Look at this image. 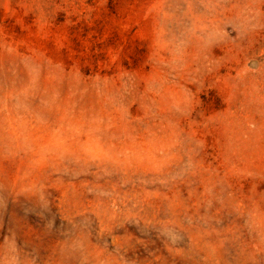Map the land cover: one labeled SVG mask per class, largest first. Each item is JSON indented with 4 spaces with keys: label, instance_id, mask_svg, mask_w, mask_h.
<instances>
[{
    "label": "rangeland",
    "instance_id": "1",
    "mask_svg": "<svg viewBox=\"0 0 264 264\" xmlns=\"http://www.w3.org/2000/svg\"><path fill=\"white\" fill-rule=\"evenodd\" d=\"M0 264H264V0H0Z\"/></svg>",
    "mask_w": 264,
    "mask_h": 264
}]
</instances>
